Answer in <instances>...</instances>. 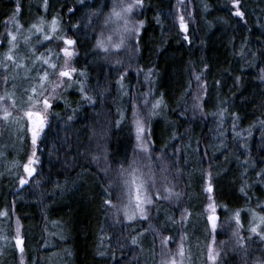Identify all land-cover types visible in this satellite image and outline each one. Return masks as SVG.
I'll return each instance as SVG.
<instances>
[{
    "label": "trees",
    "instance_id": "obj_1",
    "mask_svg": "<svg viewBox=\"0 0 264 264\" xmlns=\"http://www.w3.org/2000/svg\"><path fill=\"white\" fill-rule=\"evenodd\" d=\"M120 1L0 0V101L11 106L0 118V264H162L164 243L181 247L185 264H209L212 243L223 248L217 264H264V0H190V20L178 0H144L123 54L100 46ZM65 40L75 41L76 72L51 101L38 171L22 186L23 114L59 83ZM137 119L161 197L128 222L114 215L138 157Z\"/></svg>",
    "mask_w": 264,
    "mask_h": 264
},
{
    "label": "rangeland",
    "instance_id": "obj_2",
    "mask_svg": "<svg viewBox=\"0 0 264 264\" xmlns=\"http://www.w3.org/2000/svg\"><path fill=\"white\" fill-rule=\"evenodd\" d=\"M131 0H122L119 3L115 4L117 5V11H120L119 8V4L121 3H130ZM180 6V12L182 14H185L187 19H191L192 18V14L190 12V8H191V3L190 0H178V7ZM113 9V8H112ZM138 12V8L133 9L132 13L128 14V20L130 22V24H134L137 23L135 20L134 15L137 14ZM112 13V10H111ZM178 13H179V9H178ZM111 15V14H110ZM183 16V15H182ZM185 17V16H184ZM183 17V18H184ZM185 17V18H186ZM135 21H134V20ZM184 24L186 25V22L183 19ZM108 27L110 28L108 31V33L106 34V38L103 41V50L104 49H108L109 51H117L119 54H123L124 52V47L126 44V41L128 38H131L132 36L136 35V32H126L124 31V24H123V20H117L115 17L112 18V20L109 22H107ZM131 36V37H130ZM130 40V39H129ZM122 41V42H121ZM100 44V43H99ZM65 48H68L69 51H71L72 53H74L73 56L69 57H65V62H67L69 64L70 67L74 68V59L76 57V49L74 44L72 45H65ZM107 50V51H108ZM63 70V68H62ZM74 73L72 74L73 77ZM68 79L67 78H60L59 77V83L61 81H63V83H65ZM58 84V82H57ZM54 89V90H53ZM51 91V94L46 97L45 99L48 100V103L51 105V101L57 96L58 92H59V87L55 86ZM204 97V89L201 85L197 86V94H196V100L197 103L200 104V102L202 101ZM10 104L8 103H4L3 101H0V114L3 112L4 108H7L8 110H10ZM31 111H40L41 115L44 117L45 120V126L43 128V130L41 131L39 138L37 140V144L35 146V148H33L32 145V125L31 122L27 119V117L25 116V113L23 114L24 117L26 118L27 122H28V130H29V135H30V142H31V152H30V156L29 158H32V151L34 150L36 152V156L34 157V159H36L37 161H39V157H38V145L43 137L44 132L46 131V129L48 128V126L50 125V116H49V111H50V107L45 109L43 108L42 104L40 106V108L38 110H31ZM142 121V119H141ZM144 127V125H143ZM140 136L139 139V143H140V148L137 151L138 157L137 160L135 162V164L133 166L130 167V169H128L125 174L124 177L122 178L121 182H122V195L121 198L119 197V206L116 207V215H114V217H117L118 219L124 220V221H134L137 219H144L145 216H147V212L149 207L152 205V203L154 202V200H156L157 198H160L161 196H159V192H158V187L161 184V175H156V177H154L153 174V170H152V165L151 163L154 162V157L151 156V151L150 149L147 147V136L145 131L143 133H139L138 134ZM147 149V152H145L144 149ZM5 153H0L1 155H4ZM147 160V163H141L140 160ZM38 163L32 165V167L35 168V173L29 177V175L25 172V176L23 179H31V177H33L34 175H36L37 173V169H38ZM227 175H224V177H226ZM151 177V179H150ZM133 180H135V183H133ZM218 182H230L228 181L227 178H223V176H221V179L218 180ZM140 188V198L142 201H144V203L141 205V207L144 210V215H141L140 210L135 208L136 205V195H137V189ZM171 194V192H169V195ZM208 194H209V204L207 206V215L209 218V221L211 222V224L213 223L212 221V217H215V224L217 225V215H216V208H215V204L213 202L212 199V193L210 190H208ZM146 198L151 199V203H147ZM236 204H238V202H236ZM135 212L134 218L133 219H129L128 216L125 215V212L128 211L129 214H132V212ZM13 230H14V234H15V243L17 241V239H20V232H21V226L18 223V220H16V218L13 217ZM17 244V243H16ZM165 245V258L163 259L164 264H170V261L173 257H175L179 262L182 260V264L184 263V259L183 257H179L178 252L181 249V247H178L177 250H170V248L168 246H166V243H164ZM20 247L22 245H19ZM222 245H216L214 243L211 244V248L209 250V256L210 253H219L218 256H216L215 260L213 259H209V264H217L218 262V258L220 256V253L222 252Z\"/></svg>",
    "mask_w": 264,
    "mask_h": 264
},
{
    "label": "snow or ice",
    "instance_id": "obj_3",
    "mask_svg": "<svg viewBox=\"0 0 264 264\" xmlns=\"http://www.w3.org/2000/svg\"><path fill=\"white\" fill-rule=\"evenodd\" d=\"M81 3H83V0H81ZM143 4H144V0H131L130 3H126V4L125 3H121V4L118 5L119 8H120V11L116 10L117 9V5H113L112 13L108 17V21H111L113 17H115L117 20H123L124 31H126V32H136V31L139 30L140 27H143V21H140L139 23L130 24V22H129L127 17H128V14L132 13L133 9L140 8V7L143 6ZM46 6H47V0H45V7ZM235 6L237 8L239 7V0H236ZM20 11H21L20 6H19V4H17V7L15 9V14H19ZM235 15L237 17H241L242 18L244 13L239 11V10H237L235 12ZM180 21H181V25H180L181 28H183L184 31L186 32L187 31V26L183 22V16L180 17ZM5 23H6V26H7V21ZM56 24H57V21L55 19H53L52 20V26H53L52 30L53 31L56 30L55 29ZM18 27H21V26L18 25ZM32 28L36 29L37 26L35 24H33ZM39 30L43 31V29H39ZM7 36L10 37V40H8L9 44H11L12 42H14L17 39V37L15 35H13L11 32L7 33ZM50 38L51 37H49L47 35L44 37L45 40L50 39ZM185 39L186 40L188 39L187 36H185ZM64 42H65V44H67L69 46L75 43V41H72V40H65ZM0 43H2V41H0ZM100 46L102 47L103 44L101 43ZM63 51H64V56L65 57H69L70 58L71 56L74 55V53L69 51L68 48L63 49ZM105 51H107V49H105ZM6 60L12 61L13 57L11 55H8V56H6ZM44 63L47 64L48 61L45 60ZM50 67L55 69L56 65L52 64V65H50ZM75 72H76V69L70 67L69 64L67 62H65L64 66H63V70H60L58 72V76L60 78H67L68 81H71L72 74L75 73ZM47 77H48V73L45 72L43 77H41V80L42 81L46 80ZM196 79L199 81L200 77L197 76ZM4 80L6 82L7 81V77H4ZM62 83H63V81L58 83L56 86L59 87V86H61ZM69 86H70V84H69ZM45 90L46 89L43 88V85H41V91L43 92ZM32 91L35 92L36 90L32 89ZM7 98L8 97L0 96V100H5ZM15 103L16 102L13 101V105H15ZM28 103L32 104L34 106L33 98L31 96H29V98H28ZM40 103L42 104L43 108H45V109L51 107V105L48 103V100L43 98V97H41ZM154 107H159V102H157V104ZM3 112H4V115H3V117H0V118H2L4 120H8L9 116L11 115V113L8 111L7 108H4ZM25 116L31 122V125H32V145H33V148H35V146L37 144V140L39 138V135H40L41 131L43 130L44 126H45V120H44V117L41 115L40 111H31V110H29V111L25 112ZM136 125H137L138 134L139 133H143L145 131V129L143 127V122L141 120L137 119L136 120ZM137 138L139 139L140 136L138 135ZM144 150H145V152H147L146 148ZM35 156H36V152L33 150L32 151V158H29L27 164L23 165V169L29 175V177L32 176L35 173V168L32 167V165L38 163V161L36 159H34ZM150 179H151V177H150ZM26 183H28L27 179H23V178L20 179V184L22 186L24 184H26ZM133 183H135V180H133ZM139 192H140V188L137 189L135 208L140 210L141 215H144V210L141 207V205L144 203V201L141 200ZM146 200H147V203H151V199L146 198ZM106 203L107 204H111V201L110 200L106 201ZM125 215L128 216L129 219H133L134 215H135V212L133 210L132 214H129V212L126 211ZM236 215L239 216V213H237ZM144 218H146V216ZM211 219L213 221L212 228L215 229L216 228V224H215L216 218L212 217ZM261 220L264 221V217H261ZM251 231L255 232L256 229L253 228V229H251ZM16 243H17V245H22L23 241L21 239H17ZM132 243L135 244L136 240L133 239ZM20 251L23 252V247L20 248ZM101 254H103V253H101ZM178 255L181 258L184 256V252H183L182 248L179 250ZM218 255H219V253H210L209 259L215 260L216 256H218ZM162 264H164V262H162ZM170 264H178L177 259L175 257H173L171 259V261H170ZM179 264H182V260L179 262Z\"/></svg>",
    "mask_w": 264,
    "mask_h": 264
}]
</instances>
